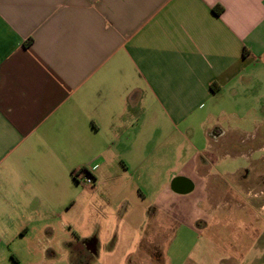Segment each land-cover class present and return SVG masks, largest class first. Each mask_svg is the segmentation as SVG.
<instances>
[{"label": "crops", "instance_id": "crops-1", "mask_svg": "<svg viewBox=\"0 0 264 264\" xmlns=\"http://www.w3.org/2000/svg\"><path fill=\"white\" fill-rule=\"evenodd\" d=\"M262 109L264 0H0V264H94L102 247L97 264L155 263L181 227L161 199L198 185L170 171L151 190L143 178L158 150L200 126L209 138L194 158L203 195L188 230L211 236L202 206L223 181L211 141L232 129L257 138ZM222 117L241 122L225 128ZM81 168L91 185L74 179ZM108 183L124 202L107 229L106 214L96 222L82 208L99 209L85 194L111 207ZM132 191L151 202L131 203Z\"/></svg>", "mask_w": 264, "mask_h": 264}, {"label": "rangeland", "instance_id": "rangeland-1", "mask_svg": "<svg viewBox=\"0 0 264 264\" xmlns=\"http://www.w3.org/2000/svg\"><path fill=\"white\" fill-rule=\"evenodd\" d=\"M261 115H264V109L261 110L259 117ZM219 120L225 128L241 122L235 117H222ZM243 121L244 128L251 132L252 121ZM255 121L260 123L259 134L255 139H248L241 132L232 129L226 131L221 140L211 141L212 151L216 152L210 153L214 159L213 171H216L224 181L216 180L210 184L208 197L202 206L210 223L208 231L211 236L188 230L194 215V201L203 195L202 179L195 175L194 158L196 146L201 150L209 142V138L204 135V128L200 126L195 128L193 134H186L183 140L185 144L175 145L174 148L168 145L169 147L166 146L156 152L159 156L158 163L155 168L152 167L155 163H149L147 169L149 175L143 178L145 184L152 187L151 190L156 189L153 188V183L157 184L159 189V185L166 181L170 171L189 175L198 186L195 191L187 195L161 199L166 209L171 208V211L175 210L180 215L181 227L176 228L177 233L171 234L169 239L162 242L156 262L151 263L150 258L147 264H264V122H262L264 119ZM165 135V132L155 134L149 146L158 145ZM242 138L244 142H241ZM144 153L150 155L152 151L147 150ZM243 168L250 172L247 179L235 175L236 170ZM105 188V196L113 199L111 207L103 209L102 196L95 198L85 194V198H91L99 209L97 213H93L86 204L82 209L86 218L90 216L91 220L96 222L103 213L106 214L108 229L119 223L114 214L123 204L124 195H117L118 192L113 190L109 183ZM248 191L251 192L250 194H257V197L245 195ZM84 192L86 193V189ZM130 198L128 200H131V203L141 201L144 207L151 202V200L139 199L134 191L131 192ZM147 199L152 198L147 197ZM172 206L175 208L173 209ZM124 244L117 243L115 250L111 252L113 262L121 260ZM105 249L102 247V256L94 264L104 261ZM65 257L67 256L55 262L65 264Z\"/></svg>", "mask_w": 264, "mask_h": 264}, {"label": "built area", "instance_id": "built-area-1", "mask_svg": "<svg viewBox=\"0 0 264 264\" xmlns=\"http://www.w3.org/2000/svg\"><path fill=\"white\" fill-rule=\"evenodd\" d=\"M74 179L84 185H91L93 183V177L90 169L81 168L73 172Z\"/></svg>", "mask_w": 264, "mask_h": 264}, {"label": "trees", "instance_id": "trees-1", "mask_svg": "<svg viewBox=\"0 0 264 264\" xmlns=\"http://www.w3.org/2000/svg\"><path fill=\"white\" fill-rule=\"evenodd\" d=\"M221 11H222V9L218 10V13H220ZM214 88H215V85L213 84L212 89H214Z\"/></svg>", "mask_w": 264, "mask_h": 264}]
</instances>
